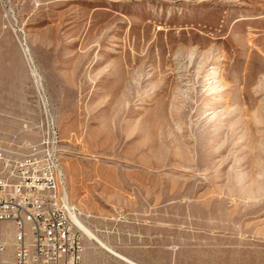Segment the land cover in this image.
I'll list each match as a JSON object with an SVG mask.
<instances>
[{"label":"rangeland","instance_id":"obj_1","mask_svg":"<svg viewBox=\"0 0 264 264\" xmlns=\"http://www.w3.org/2000/svg\"><path fill=\"white\" fill-rule=\"evenodd\" d=\"M24 122L114 250L264 264V0H0V142ZM86 236L82 264H130Z\"/></svg>","mask_w":264,"mask_h":264},{"label":"built area","instance_id":"obj_2","mask_svg":"<svg viewBox=\"0 0 264 264\" xmlns=\"http://www.w3.org/2000/svg\"><path fill=\"white\" fill-rule=\"evenodd\" d=\"M36 127L24 122L0 142V264H82L80 211L68 197L57 131L48 123L37 141L21 138Z\"/></svg>","mask_w":264,"mask_h":264},{"label":"bare ground","instance_id":"obj_3","mask_svg":"<svg viewBox=\"0 0 264 264\" xmlns=\"http://www.w3.org/2000/svg\"><path fill=\"white\" fill-rule=\"evenodd\" d=\"M217 66V65H216ZM218 70L214 69V67H210L209 71L205 73L206 78H205V84L207 85V97L208 101H211V99H216V95L219 91H221V87H223V77L222 75L217 72ZM207 101V102H208ZM212 102V101H211ZM210 103V102H209ZM207 107V106H206ZM214 113V112H213ZM216 114V113H215ZM211 115V114H210ZM207 116V115H206ZM213 116V115H212ZM211 117V116H210ZM77 223L82 229L83 234L87 235L90 238H95L97 239L100 243L102 241L98 238L96 234H94L90 229H88L87 226H85L81 221L79 217H76ZM103 244V243H102ZM110 251H113L109 246H106ZM132 264H136L134 262H131Z\"/></svg>","mask_w":264,"mask_h":264},{"label":"crops","instance_id":"obj_4","mask_svg":"<svg viewBox=\"0 0 264 264\" xmlns=\"http://www.w3.org/2000/svg\"><path fill=\"white\" fill-rule=\"evenodd\" d=\"M10 225L9 224H4L3 226H2V228L4 229V228H6V229H10ZM86 237H88V236H86ZM6 238L7 239H9L10 238V236L8 235V236H6ZM88 238H90V237H88ZM99 238V237H98ZM91 239H93L94 241H95V243L98 245V246H100L101 248H103L104 250H106L107 252H109V253H111L112 255H114L115 257H117V258H119L120 260H122V261H124V262H126V263H130V264H132L131 262H134V263H136V264H140V263H137V262H135V261H133L132 259H130V258H128V257H126L125 255H123L122 253H120V252H118V251H116V250H114L113 248H111L110 246V248L113 250V251H110L106 246H108L107 244H105L100 238V240L102 241V243H100L97 239H95V238H91ZM10 253H9V251L7 252V255H9Z\"/></svg>","mask_w":264,"mask_h":264}]
</instances>
